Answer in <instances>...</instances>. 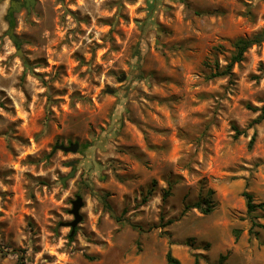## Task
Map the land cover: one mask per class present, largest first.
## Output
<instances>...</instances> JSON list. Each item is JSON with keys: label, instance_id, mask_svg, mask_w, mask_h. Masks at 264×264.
Listing matches in <instances>:
<instances>
[{"label": "rangeland", "instance_id": "obj_1", "mask_svg": "<svg viewBox=\"0 0 264 264\" xmlns=\"http://www.w3.org/2000/svg\"><path fill=\"white\" fill-rule=\"evenodd\" d=\"M9 3H0V264L20 255L167 264L168 250L180 264L196 254L200 264L222 255L264 264V210L249 213L243 195L264 202V120L249 108L264 107V42L231 77H208L234 42L264 30V0H37L15 14L19 45L2 40ZM233 126L245 134L235 139ZM73 142L77 153L54 151ZM208 189L211 214L184 212ZM77 195L83 220L69 237ZM161 217L173 222L131 226Z\"/></svg>", "mask_w": 264, "mask_h": 264}, {"label": "trees", "instance_id": "obj_2", "mask_svg": "<svg viewBox=\"0 0 264 264\" xmlns=\"http://www.w3.org/2000/svg\"><path fill=\"white\" fill-rule=\"evenodd\" d=\"M262 42H264V30L260 31L259 33L252 35L251 37L238 39L236 42H234L235 52L231 56L229 63L226 64L224 67L220 68L218 61L215 59L214 63H213L214 64L213 68L215 69V72L213 71L212 66L209 65V67H211L212 72L210 73V75L208 77L209 78H219V77H226V76L231 77L233 75L234 66L237 63H240L244 60L246 52L252 46H254L256 44H261ZM261 78H264V68H262ZM249 108L254 110V111H257V110L262 111L261 114L258 116V118H256L254 120V123H260L264 120V107L259 109L257 107L249 106ZM233 129L235 131V135H234L235 139L241 135H244L246 132L245 130H241L237 126H233ZM255 139H256V133L253 134V136L249 142V145H248L249 148H251L253 146ZM176 183H177V181H175V182L169 181L168 182V185H169L168 188L163 190L162 199H163L164 203L166 202L168 197H170L172 195V190H173ZM153 193H154V188L148 189L147 194H145V196H143V198H142V201H141L142 204H145L148 201V199L150 198V196H152ZM214 193H215V191L213 189H208L205 195L200 194L198 199L195 202L185 206L184 212H186L189 209H198L204 215L211 214L213 211V208L215 206ZM243 195L246 198V206H247V211L249 213H252L258 209L264 210V202L256 203L254 201L253 195L247 191H245ZM109 210H111L110 207H109ZM115 219L117 221L122 220V218H120V217H115ZM163 220H164V218L161 217L160 218V223H161L160 226L154 225V226L149 227L148 229H145L141 224H137V223H132L131 226L134 229L138 230L140 233H142V232L151 231L154 228L166 227L168 224H171L173 222V220H168V222L163 223L162 222ZM235 236H236V239L239 238V232L237 230H235ZM199 257H200L199 254H196L194 264H200ZM166 260H167V264H180V261L173 257L171 250H168L167 255H166ZM225 260H226V256L222 255V256H220L219 260L214 262L213 264H224ZM18 264H24V256L23 255L19 256Z\"/></svg>", "mask_w": 264, "mask_h": 264}, {"label": "water", "instance_id": "obj_3", "mask_svg": "<svg viewBox=\"0 0 264 264\" xmlns=\"http://www.w3.org/2000/svg\"><path fill=\"white\" fill-rule=\"evenodd\" d=\"M5 0H0V3L4 2ZM28 1V0H27ZM29 2H27V5H26V10L28 12V14L31 13L32 11V8L34 7V4H35V0H29ZM11 8L14 12H19L20 11V8H17L15 7V1L12 0L11 1ZM8 36L10 38V40L15 43V44H21L22 43V39H19L17 38V36L14 34V28H9L2 40L4 39V37ZM17 54L19 56H23L22 52H21V49L18 48L17 49ZM120 80H125V76H122V78H120ZM80 148V143L79 142H73V143H70L69 145H65V144H57L55 145L54 147V151L56 150H62L66 153H77L78 150ZM76 161H72V162H69L68 163V166L72 167V170L71 172L62 178V183L64 184L67 180L71 179L72 177H74L75 173H76V168H75V165H76ZM84 205V200H83V197L81 195H77L76 196V199L72 201V209L70 210V213L74 216V220L68 222L66 224V226H69L71 228V232L69 234V237H73L76 233V230H77V227L79 226V224L81 223V221L83 220V216L81 215L80 213V210L81 208L83 207Z\"/></svg>", "mask_w": 264, "mask_h": 264}, {"label": "flooded vegetation", "instance_id": "obj_4", "mask_svg": "<svg viewBox=\"0 0 264 264\" xmlns=\"http://www.w3.org/2000/svg\"><path fill=\"white\" fill-rule=\"evenodd\" d=\"M11 1L12 0H10L9 8L7 10V13H6V20H7V23H8V28H14V17H15V14H16V12H14L12 10V8H11ZM14 1H15V7L20 8V11L23 10V9H26L27 2L30 3L29 0L28 1L27 0H14ZM36 2H37V0H35V4H36ZM35 4H34V6H35ZM33 8H32V10H33ZM26 12H27V10H26ZM27 14H28V12H27Z\"/></svg>", "mask_w": 264, "mask_h": 264}]
</instances>
